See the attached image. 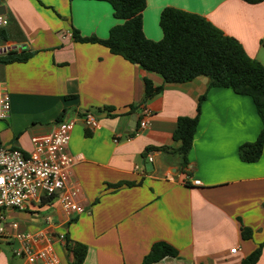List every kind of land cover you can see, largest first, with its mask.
Here are the masks:
<instances>
[{"label": "crops", "instance_id": "obj_1", "mask_svg": "<svg viewBox=\"0 0 264 264\" xmlns=\"http://www.w3.org/2000/svg\"><path fill=\"white\" fill-rule=\"evenodd\" d=\"M166 7L206 17L264 64V1L147 0L143 26L149 39L163 38L160 16ZM0 13L9 20L0 30V46L23 45L31 54L25 62L0 63V80L11 98L10 116L0 120V148L29 153L33 136L75 120L72 181L80 185L87 209L67 214L58 198L25 210L0 208L6 230L0 235V264H22L14 254L20 242L13 222L20 232L44 235L35 247L53 243L59 264L73 257L57 239L63 233L68 247L88 246L84 264H142L158 241L173 245L179 256L154 264H241L264 243V155L253 163L240 156V147L264 127L250 96L210 87L206 76L165 83L102 44L75 41L73 28L107 39L122 22L105 0H0ZM145 78L163 85L147 100ZM204 95L184 166L173 152L181 145L173 133L179 117L196 115ZM87 113L97 117L98 126L85 123ZM245 227L252 230L249 239L242 236ZM257 264H264V248Z\"/></svg>", "mask_w": 264, "mask_h": 264}, {"label": "trees", "instance_id": "obj_2", "mask_svg": "<svg viewBox=\"0 0 264 264\" xmlns=\"http://www.w3.org/2000/svg\"><path fill=\"white\" fill-rule=\"evenodd\" d=\"M72 1V0H70ZM115 10V16L122 20L115 25L107 39L85 37L73 28L72 37L77 42L99 43L110 49L113 54L120 55L131 63L140 65L148 72L161 75L165 83H185L199 76L210 79V87L231 88L240 95L250 96L264 122V64L252 58L235 37L227 35L206 17L183 9L166 7L161 12L160 26L163 38L159 41L149 39L144 33L143 12L147 0H105ZM250 4H258L264 0H244ZM3 32H0V37ZM31 54L25 52H9L0 56V63L25 62ZM145 97L147 100L159 93L163 85L156 86L145 78ZM199 100L195 116H183L177 120L173 138L181 145L173 152L181 155L183 165L187 166L188 156L193 147L198 130L202 102ZM264 155V127L257 139L240 147L243 161L253 163ZM128 185H131L128 183ZM135 185V184H132ZM122 184L115 187L119 188ZM46 198L43 202H50ZM244 239L252 237V230L242 229ZM68 245L69 240L67 237ZM70 264H84L88 255V246L76 242L71 248ZM264 248L260 244L241 264H257ZM179 251L165 241L153 244L150 252L144 257L142 264H154L166 257H178Z\"/></svg>", "mask_w": 264, "mask_h": 264}, {"label": "built area", "instance_id": "obj_3", "mask_svg": "<svg viewBox=\"0 0 264 264\" xmlns=\"http://www.w3.org/2000/svg\"><path fill=\"white\" fill-rule=\"evenodd\" d=\"M8 18L0 13V30L8 26ZM24 46L5 43L0 46V55L9 52H23ZM11 112V98L0 80V120H6ZM84 121L88 126H98L95 115L87 113ZM75 120H61L53 129L44 135L32 137V150L29 153L15 147L0 148V208L25 210L29 205L40 203L44 199L58 198L63 210L70 215L83 214L87 211L82 203V189L78 183L72 181V173L77 158L69 152L71 133ZM141 128L147 126L142 120ZM150 160H153L151 157ZM138 168V167H137ZM201 185L200 180L194 181ZM5 219L0 215V235L6 230L1 221ZM12 227L17 231L15 237L20 247L14 254L22 259V264H59V257L53 243L35 247L34 243L44 238L42 233L33 235L29 232L18 231V223L13 222ZM58 241L67 246L65 233L57 236ZM237 247L232 248L236 252Z\"/></svg>", "mask_w": 264, "mask_h": 264}, {"label": "rangeland", "instance_id": "obj_4", "mask_svg": "<svg viewBox=\"0 0 264 264\" xmlns=\"http://www.w3.org/2000/svg\"><path fill=\"white\" fill-rule=\"evenodd\" d=\"M1 210H3V209H1Z\"/></svg>", "mask_w": 264, "mask_h": 264}]
</instances>
